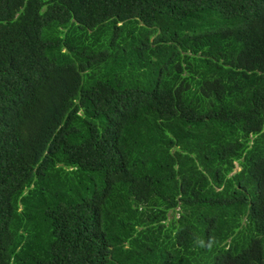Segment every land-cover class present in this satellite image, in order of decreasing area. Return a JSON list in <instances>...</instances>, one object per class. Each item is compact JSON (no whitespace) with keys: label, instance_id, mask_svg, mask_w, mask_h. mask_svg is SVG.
Masks as SVG:
<instances>
[{"label":"trees","instance_id":"obj_1","mask_svg":"<svg viewBox=\"0 0 264 264\" xmlns=\"http://www.w3.org/2000/svg\"><path fill=\"white\" fill-rule=\"evenodd\" d=\"M0 264H264V0H0Z\"/></svg>","mask_w":264,"mask_h":264},{"label":"rangeland","instance_id":"obj_2","mask_svg":"<svg viewBox=\"0 0 264 264\" xmlns=\"http://www.w3.org/2000/svg\"><path fill=\"white\" fill-rule=\"evenodd\" d=\"M239 170H240V168H239L238 165H237V168H236L235 173L238 172Z\"/></svg>","mask_w":264,"mask_h":264}]
</instances>
